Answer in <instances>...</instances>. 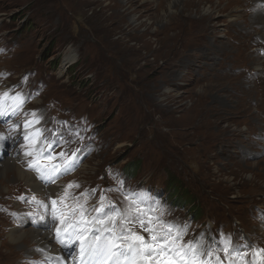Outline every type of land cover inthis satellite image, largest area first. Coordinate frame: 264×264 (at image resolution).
<instances>
[{"label": "rangeland", "instance_id": "rangeland-1", "mask_svg": "<svg viewBox=\"0 0 264 264\" xmlns=\"http://www.w3.org/2000/svg\"><path fill=\"white\" fill-rule=\"evenodd\" d=\"M260 8L252 0H0V107L11 112L19 103L11 97L26 98L19 115L0 118L9 137L0 141V264L47 256L4 243V225L31 230L28 214L43 212L19 197L49 202L2 171L12 154L25 167L34 159L24 155L34 147L24 140L33 112L44 136L59 138L57 153L80 157L57 197L69 222L82 207L96 215L92 206L111 205L128 217L116 218L117 233L123 226L147 238L141 216L156 228L187 226L185 243L218 247L227 238L241 251L264 249ZM70 53L77 57L65 64ZM232 261L264 264V253Z\"/></svg>", "mask_w": 264, "mask_h": 264}, {"label": "snow or ice", "instance_id": "snow-or-ice-1", "mask_svg": "<svg viewBox=\"0 0 264 264\" xmlns=\"http://www.w3.org/2000/svg\"><path fill=\"white\" fill-rule=\"evenodd\" d=\"M11 98L18 100L19 103L11 112L0 107V118L17 116L23 110L26 98L19 93ZM31 116L33 119L24 123V140L34 147L25 151L24 155L34 157L29 161V168L35 173L40 186L47 189L62 176L75 171L79 167L80 157L75 151L70 155L63 151L57 153L55 147L60 143L59 138L49 139L44 136V130L36 127L40 124V118L35 112L31 113ZM29 128L32 129L31 132L27 131ZM8 139L9 137L0 136V141ZM3 147L4 145L0 143V148ZM53 160L57 162L52 164L43 162ZM72 186L69 184L65 187ZM75 186L79 187L78 184ZM18 199L23 202L32 201L43 209L38 217L28 214V219L34 224L42 223L45 228L52 230L54 235L51 239L61 245L74 264H211L214 254L216 264H225V260L228 264H233L232 257L243 260L249 249H253L257 256L264 253V249H255L251 244L244 245V251L233 248L227 238L218 247L205 246L202 240L185 243L183 237L186 235L187 226L180 228L169 224L165 228H156L151 218L141 216L135 217V222L140 223L143 231L148 233L147 238L123 226L117 233L116 218L123 217L124 220H128V217L126 213L119 212L111 205L107 209L103 204L92 206V211L96 212V215H91L87 208L82 207L80 219L69 222L66 218V209L57 207L58 198H51L48 203L36 200L34 196H22ZM75 214L73 211L72 215ZM155 219L157 223H163L159 217ZM37 251L43 253L44 249ZM49 261L53 264H64L62 256L46 257L42 264H48Z\"/></svg>", "mask_w": 264, "mask_h": 264}, {"label": "bare ground", "instance_id": "bare-ground-1", "mask_svg": "<svg viewBox=\"0 0 264 264\" xmlns=\"http://www.w3.org/2000/svg\"><path fill=\"white\" fill-rule=\"evenodd\" d=\"M262 2H264V0H252V5L254 8H256V10H260L261 9L260 5ZM259 12L260 11H257V12L255 11L257 22L262 20L261 19L262 17L259 18V15L260 16H261V14L264 15V11H263V13H259ZM262 26L264 27V24H262ZM76 57L77 56L74 53L67 54L66 58H65V62H66L65 64L70 63ZM18 160H19V158H16L15 156H13V154L10 155L6 159L5 163L2 165L3 166L2 171L5 174H8L9 171H14V173L17 175L16 182L19 185L25 184L26 187H29V189L33 193H35L36 195L40 194L47 201H50L51 198H57L59 196V194L61 192V188L62 187L64 188V182L61 181V179H63L64 176H62L60 179H58L55 184H52L47 189H45L42 186H40V182H39V180H37L36 176L34 175V172L33 171H27L30 168L19 164ZM6 179H8V178H6ZM3 183H6V181H4ZM48 194H49V197L46 198L48 196ZM45 203H47V202H45ZM15 204L17 207L20 205L19 202H15ZM3 229H4V233L7 235V238H8L7 241H4V243L6 242V245H7L6 247H11V246L13 247L15 244L16 245L17 244L24 245V248H22V250L20 249L21 251L18 252L21 256H24L27 253V251L30 250L32 247L44 249V253L48 257L49 256H55L56 257L58 255V248H56L55 244H52L51 232L48 229H45V227L43 226L42 223L39 225L37 224L35 226V228L31 229V230L22 228V225L21 226L15 225L14 228H9L8 230H7L6 225H4ZM4 243H3V245H4ZM30 243H31V245L27 246V244L29 245ZM64 264H68V263L64 262Z\"/></svg>", "mask_w": 264, "mask_h": 264}]
</instances>
